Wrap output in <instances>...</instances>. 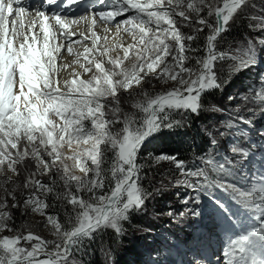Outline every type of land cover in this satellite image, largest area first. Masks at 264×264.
Wrapping results in <instances>:
<instances>
[{"label": "snow or ice", "instance_id": "6c2138e0", "mask_svg": "<svg viewBox=\"0 0 264 264\" xmlns=\"http://www.w3.org/2000/svg\"><path fill=\"white\" fill-rule=\"evenodd\" d=\"M80 2L41 0L43 10L37 9L26 23V0H0V264H82L77 256L105 229L122 235L123 222L142 211L154 194L140 183L144 165L137 157L144 143L164 129L182 126L184 121L173 119V113L224 111L203 103L205 94L228 82L217 65L229 62L230 78L255 65L256 48L264 46L262 35L235 50L218 47L222 34L239 20L264 34V15L255 12L253 0H114L91 17L69 19L66 12ZM97 3L104 6L105 0ZM128 13L133 14L117 21ZM97 18L109 26L115 22L117 35L123 30L133 42L109 46L105 36L98 47L100 37L92 27ZM85 20L92 47L81 54L87 66L76 62L89 78L77 73L60 85L63 42L71 53V45L79 43L71 39L76 35L72 25ZM116 48H122V57L109 55ZM130 53L135 59L128 68L124 61ZM142 81L171 85L156 93L134 92L133 85ZM260 88L250 89L244 100L264 109V84ZM252 123L234 116L215 129L205 128L213 147L198 157L203 166L195 169H186L174 156L155 157L157 163L172 161L184 177L176 185L207 196L228 226L222 264H264V156L258 159L239 144L230 146L232 157L221 155L216 138L217 133L244 135L241 124ZM216 189L227 194L235 210L215 196ZM49 208L58 210L48 214ZM14 209L21 216H46L52 238L34 233L27 224L17 225Z\"/></svg>", "mask_w": 264, "mask_h": 264}, {"label": "rangeland", "instance_id": "374dc122", "mask_svg": "<svg viewBox=\"0 0 264 264\" xmlns=\"http://www.w3.org/2000/svg\"><path fill=\"white\" fill-rule=\"evenodd\" d=\"M113 2L114 0H110V4ZM253 2L255 3V12L264 15V11H262L264 10V0H253ZM90 4L92 5L88 10L83 8L75 14L82 12L88 17L94 12L107 10V5L100 6L97 0L90 1ZM235 24L241 26L243 32L238 35L239 37L228 41H225L222 36L223 43L218 45L220 50L224 47L225 49L229 48V51L235 50L237 47H243L248 38L264 35L251 31L247 27L246 20L233 23L230 29ZM230 29L226 32L227 34L231 33ZM184 31L189 30L184 29ZM109 36L111 35L107 34L108 45L127 46L133 42L127 33L123 34L120 41L115 42H113V37L109 38ZM83 43L89 48L92 47L91 38ZM93 54L95 52L86 55ZM117 54L123 56L122 48H116L109 53L111 56ZM256 55L257 63L255 65L231 75L230 78L229 62H220L217 65L218 74L228 79V82L222 89L214 90L212 94H205L203 103L206 107L216 105L224 111H201L199 115L193 114V117H190V114L182 116L179 113H173V119L184 121L182 126L170 130L164 129L144 143L137 157V163L144 165L140 172L142 177L140 183L149 192H153V196L146 200L142 211L132 212L129 219L123 222L124 232L122 235L116 234L114 230L105 229L92 243L86 245L83 255L77 256L82 264H217V257L220 258L222 264L224 257L219 255L223 252V244L226 243L229 235L228 226L215 214L213 205L207 196L203 193L198 195L196 191L186 186L176 185V180L184 177L181 176L180 170L172 161L163 160L157 163L155 157L174 156L177 160L185 163L186 169L203 166L198 157L203 156L213 147L210 146L209 137L204 134V129H215L222 121L234 116L250 118L253 123L251 126L241 124V127L246 130L244 135L220 137L217 133L216 138L219 141L221 155L232 157L230 146L239 144L254 153L258 159L264 156V148L260 147L261 144H264V136L260 135L264 131V109L254 107L244 100V96L249 94L250 89L261 90L260 86L264 84V46L256 48ZM80 57L82 58H74L68 68L59 66L60 85H63L65 80L73 79L77 73L81 74L83 79L89 78L90 74H84L79 63L76 62L79 60L80 63H85L87 66L84 56ZM97 58L101 57L97 56ZM103 59L106 61V58ZM134 59L130 53V59L124 61V66L130 68ZM59 63L60 61H58ZM105 66L111 67L107 64ZM221 67L223 68L222 73L220 72ZM69 68L71 70H68ZM93 71H95L94 68ZM170 85L171 82L169 85H164L158 81L154 83L142 81L140 85H133L132 90L136 93L144 90L156 93L167 90ZM229 96L233 99L229 100ZM122 98L127 97L125 95ZM124 107L130 109L128 104H125ZM187 118L195 121L193 130H189L191 122L186 121ZM224 130V128H220V131ZM232 131L235 129L229 130V132ZM63 151L66 155L71 154L67 147ZM67 162L70 165L72 163L71 161ZM74 171L75 174L82 175L78 170ZM45 182H47V178H45ZM214 191L215 196L229 203L235 210L236 206L227 199L226 193L219 189ZM185 199L190 201L187 205L182 203V200ZM48 202H52L51 197ZM57 210L49 208L46 212L53 214ZM12 211L17 225L27 224L34 233L46 239L52 238L49 228L45 227L46 216H40L38 213L21 216L19 210ZM59 211L62 219L63 211Z\"/></svg>", "mask_w": 264, "mask_h": 264}, {"label": "bare ground", "instance_id": "6f19581e", "mask_svg": "<svg viewBox=\"0 0 264 264\" xmlns=\"http://www.w3.org/2000/svg\"><path fill=\"white\" fill-rule=\"evenodd\" d=\"M108 4H110V0L105 2V5H108ZM32 6L33 5H30V8H32ZM81 9H82V7H76V8H74V10H72L70 12H66V14L69 16V19H77L78 20L80 16H86L82 12L78 13V14H75V13H77V11H80ZM34 13L35 12L33 10L29 9V13L25 17V22L26 23L32 18ZM127 15H132V14L128 13L125 16H122L123 18L122 17H117V21L125 19L127 17ZM91 16H92V14H89L88 17H91ZM89 26H90V23L87 20L80 21L77 25H72L71 30L75 31L76 35L73 36L71 39L73 41H79V43H73L71 45L72 46V52L69 53L68 50H67V47H68L67 41L63 42L64 43V47L62 48L61 56L58 59V61H60L58 66H62L63 67V65H65V64L69 65V63L71 61H74L73 60L74 58H77V59L82 58L80 56H82L81 54L83 53L84 48L88 47V45L83 43L85 40L80 35V33H83L84 35H88L91 38L90 33L88 32ZM92 27H93V30L96 32V34L100 37V40L97 41L98 47L100 45L104 44V37L107 36V34L111 35V36H109V38L113 37V39H114L113 42L120 41L122 39L123 34H124L123 30H121V33L119 35H117L115 22H113V24L111 26H109V25H107V24H105L103 22H100L99 18H97V24L95 26H92ZM106 27H110V30L107 33L104 31V29ZM125 36H126V34H125ZM91 40H92V38H91ZM107 42H109V41H107ZM57 43H61V41L58 40ZM109 45H111V44H109ZM63 49H65V50L63 51ZM68 70H71V69L69 68ZM219 256H222V255H219Z\"/></svg>", "mask_w": 264, "mask_h": 264}, {"label": "trees", "instance_id": "16d2710c", "mask_svg": "<svg viewBox=\"0 0 264 264\" xmlns=\"http://www.w3.org/2000/svg\"><path fill=\"white\" fill-rule=\"evenodd\" d=\"M230 31H231V33H228V34L225 33L224 35H222L225 41L232 40L233 38L239 37L238 35L243 32L241 26H236V24L230 29ZM203 42L204 41H203V35H202L199 43L202 45ZM223 49L224 50H230L229 48L225 49V47L222 48V50ZM200 55H203V51H201ZM207 103L208 102L206 101V104ZM190 117H193V114H190ZM186 121L191 122V127L189 128V130H193V128L195 127L194 126L195 121H193L191 118L190 119L187 118Z\"/></svg>", "mask_w": 264, "mask_h": 264}]
</instances>
